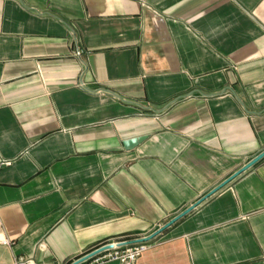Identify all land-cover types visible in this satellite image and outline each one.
Wrapping results in <instances>:
<instances>
[{"label": "crops", "instance_id": "0c3cea01", "mask_svg": "<svg viewBox=\"0 0 264 264\" xmlns=\"http://www.w3.org/2000/svg\"><path fill=\"white\" fill-rule=\"evenodd\" d=\"M262 150L264 0H0V264L152 233ZM151 241L264 264V157Z\"/></svg>", "mask_w": 264, "mask_h": 264}, {"label": "built area", "instance_id": "2783aa9c", "mask_svg": "<svg viewBox=\"0 0 264 264\" xmlns=\"http://www.w3.org/2000/svg\"><path fill=\"white\" fill-rule=\"evenodd\" d=\"M149 234H144L134 239H113L103 242L87 253L93 252L104 245H111V247L84 259L80 264H99L106 261H116L118 264H136V260L152 245L151 239L142 241L137 240ZM42 245L43 244L40 243L39 247ZM12 264H36V262L33 256H26L15 258Z\"/></svg>", "mask_w": 264, "mask_h": 264}, {"label": "water", "instance_id": "95a60500", "mask_svg": "<svg viewBox=\"0 0 264 264\" xmlns=\"http://www.w3.org/2000/svg\"><path fill=\"white\" fill-rule=\"evenodd\" d=\"M262 157H264V150H262L259 153H257L256 157H254L250 161L244 163L239 169L234 171L232 174L228 175L227 178H225L220 183H218L216 186H214V188L211 189L208 193H206L203 196H201L195 203H193L190 206L186 207L185 210H183L182 212L174 215V217H172L170 221L166 222L165 224H163L161 227L157 228V230H155L154 232L150 233L149 235L143 236L142 238H139L137 241L150 240V239L156 237L157 234L161 233L164 229H166L167 227L171 226V224L174 223L175 221H177L180 218L184 217L185 214H187L192 209H194L195 207L200 205L201 202H203L209 196L213 195L216 191H218L222 187L226 186V184H228L229 181H231L235 177L239 176L243 171H245L247 168H249L250 166L255 164ZM110 247H111V245L101 246V247H99V249H97V250H95L93 252L87 253L84 256L74 260L73 262H71V264H80L82 261H84V259H86V258H88V257H90V256H92V255H94L96 253H99V251H101V250H104V249H107V248H110Z\"/></svg>", "mask_w": 264, "mask_h": 264}]
</instances>
